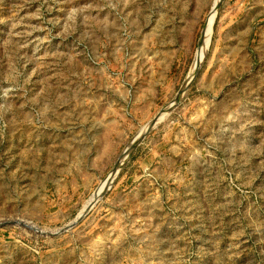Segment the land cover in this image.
Segmentation results:
<instances>
[{
  "label": "rangeland",
  "instance_id": "374dc122",
  "mask_svg": "<svg viewBox=\"0 0 264 264\" xmlns=\"http://www.w3.org/2000/svg\"><path fill=\"white\" fill-rule=\"evenodd\" d=\"M219 1L0 0V264H264V0Z\"/></svg>",
  "mask_w": 264,
  "mask_h": 264
},
{
  "label": "water",
  "instance_id": "95a60500",
  "mask_svg": "<svg viewBox=\"0 0 264 264\" xmlns=\"http://www.w3.org/2000/svg\"><path fill=\"white\" fill-rule=\"evenodd\" d=\"M221 1V0H220ZM220 1H219V3L217 4V9H218V7H219V5H220ZM217 9H216V12H217ZM206 29V28H205ZM204 32H205V30L203 31V34H202V37H201V39H200V43H199V46L203 43V41H204ZM201 66V65H200ZM200 66H199V68H200ZM199 68L196 70V72L194 73V75L192 76V78H191V80H193L195 77H196V74H197V72H198V70H199ZM190 83V82H189ZM188 83V84H189ZM189 85H187L185 88H184V90L183 91H181L180 93H179V95L175 98V100L173 101V104L175 103V102H178L179 100H180V98H181V95H182V93L184 92V91H186L187 90V87H188ZM136 145H137V141L131 146V148H130V150H129V152H128V154H127V159L130 157V155L132 154V151L135 149V147H136ZM121 166H122V164H120V163H118V166L115 168V170H114V172H113V176H115L116 175V173L121 169ZM110 178V177H109ZM112 177H111V182H112Z\"/></svg>",
  "mask_w": 264,
  "mask_h": 264
},
{
  "label": "bare ground",
  "instance_id": "6f19581e",
  "mask_svg": "<svg viewBox=\"0 0 264 264\" xmlns=\"http://www.w3.org/2000/svg\"><path fill=\"white\" fill-rule=\"evenodd\" d=\"M206 35H205V32H204V37H205Z\"/></svg>",
  "mask_w": 264,
  "mask_h": 264
}]
</instances>
